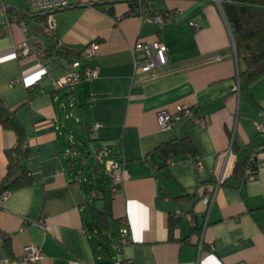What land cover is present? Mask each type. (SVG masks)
I'll list each match as a JSON object with an SVG mask.
<instances>
[{
	"label": "crops",
	"instance_id": "0c3cea01",
	"mask_svg": "<svg viewBox=\"0 0 264 264\" xmlns=\"http://www.w3.org/2000/svg\"><path fill=\"white\" fill-rule=\"evenodd\" d=\"M130 1L136 0H71L53 12L51 33L45 14L28 0H0V98L28 148L23 165L31 178L27 186L4 189L5 151L16 136L0 126V256L13 259L35 244L42 256L33 264H264V132L258 129L264 74L248 85L240 77L244 63L221 0H140L143 7L135 10ZM153 14L164 15L161 25L146 18ZM22 41L43 43L51 54L47 68L33 55L16 56ZM90 41L99 47L88 60L80 51ZM137 41L163 42L167 70L135 76ZM73 60L81 61L77 71L88 63L96 75L56 87ZM182 104L192 115L161 129L157 111ZM71 117L76 131L87 126L93 147L111 146L123 159L125 179L115 194L95 162L85 177L82 159L89 152L71 154ZM199 117L205 126L197 125ZM185 136L202 165L180 156L164 166L154 150ZM229 147L239 168L206 204L216 156ZM253 150L255 174L244 180ZM90 206L106 212L118 238L126 226L128 241L98 235ZM39 217L46 230L34 223ZM170 219L177 221L172 235Z\"/></svg>",
	"mask_w": 264,
	"mask_h": 264
},
{
	"label": "built area",
	"instance_id": "2783aa9c",
	"mask_svg": "<svg viewBox=\"0 0 264 264\" xmlns=\"http://www.w3.org/2000/svg\"><path fill=\"white\" fill-rule=\"evenodd\" d=\"M140 1V0H139ZM219 1V0H218ZM30 5L38 12L45 14L46 29L49 32H54L55 23L53 20V12L68 6L71 0H28ZM148 19H153L157 24L161 25L164 21V15L153 14L146 16ZM26 25L22 24V30L26 31ZM55 46L58 48L61 46V42L56 40ZM98 43L96 41L88 42L80 51V56L85 59L93 58L98 51ZM133 56L134 75L139 78L146 76H154V71L159 68L163 71L167 70V46L160 41L143 42L137 41L131 48ZM16 56H28L33 55L44 68H47L51 54L48 49L41 42H37L34 45L29 44L26 41H22L15 45ZM58 61L65 60L62 54H57ZM81 65L80 60H73L67 62L68 70L66 74L58 79L55 83L56 87L72 88L82 78L90 79L96 75V69L85 63L81 72L76 68ZM192 115V108L189 105L182 104L178 108L171 112L167 109H160L156 113V119L161 129H170L172 125L183 117H189ZM261 121L258 123V129L264 132V110L259 113ZM197 125L205 126L206 119L199 117L196 120ZM71 152V151H70ZM71 154H76L71 152ZM92 156L95 163L103 166V171L109 182V192L113 195L122 186L125 179L124 161L121 156H114L112 150L108 147H94ZM255 156L256 151L253 150L248 157L246 163L243 178L244 180H251L255 174ZM194 164L196 167L202 165L201 160L195 159ZM235 166V157L232 154L231 148L220 152L216 156V160L213 166V181L210 189L203 197V201L206 204L212 203L218 188L225 183L230 177ZM5 193L0 196L3 198ZM179 214V212H178ZM34 223L41 229L46 230L47 225L44 217H39L34 220ZM128 229L126 226H122L119 231V242L125 243L127 238ZM41 250L35 244H27L23 247L21 255L9 259L0 256V264H33L35 261L41 258ZM123 264H134L131 259H125ZM240 264V263H239ZM242 264V263H241Z\"/></svg>",
	"mask_w": 264,
	"mask_h": 264
},
{
	"label": "trees",
	"instance_id": "16d2710c",
	"mask_svg": "<svg viewBox=\"0 0 264 264\" xmlns=\"http://www.w3.org/2000/svg\"><path fill=\"white\" fill-rule=\"evenodd\" d=\"M142 4L143 2L139 0L130 1L132 10L142 8ZM221 6L230 29L235 52L244 63L240 77L248 85L264 74V0H221ZM13 114V110L7 107L0 98V126L11 129L16 136L14 144L5 151L6 174L1 183H5L6 192L27 186L31 182L29 173L23 165V161L28 157V148L23 144L21 131L14 121ZM79 132L83 138L93 140L86 125L79 129ZM77 139L81 141L79 137ZM106 147L112 150L114 156H120L113 147ZM69 148L71 152L77 153L78 150L85 155L88 153L84 149H77L75 143H70ZM154 152L162 160L164 166L180 156H188L194 160L198 158L194 143L188 136L165 143L163 146L157 147ZM237 168L239 165L235 164L234 170ZM95 170L102 176L105 174L103 166L97 163ZM107 189L109 191L108 179ZM98 198L99 196L92 197L93 201ZM90 209L94 211L91 226L94 227L97 234L105 238L113 237L117 232L106 212L103 209L97 210L95 206H90ZM176 222V219L169 220L171 235ZM91 226L89 228L93 230ZM114 239L119 242L118 233ZM97 243L100 250L105 249L101 242Z\"/></svg>",
	"mask_w": 264,
	"mask_h": 264
},
{
	"label": "rangeland",
	"instance_id": "374dc122",
	"mask_svg": "<svg viewBox=\"0 0 264 264\" xmlns=\"http://www.w3.org/2000/svg\"><path fill=\"white\" fill-rule=\"evenodd\" d=\"M68 122H70L73 125L72 127L74 128L70 133V139H72L73 142L76 144V148L77 149H84L85 151L89 152V155L85 159H82L83 160L82 165H83L84 175H85V177H88L92 172L91 167H92L93 163L95 162L94 158L92 156V151L94 150L93 144L90 140L83 138L79 134V132L75 130L76 124L74 122L73 117L69 118ZM74 135H75V137H74ZM76 136H78L79 139H81V141L76 139ZM80 154H81L80 151L77 150L76 155H78V157H81V155H82V157H84L83 154H81V155ZM78 167L81 168V163L79 161H78Z\"/></svg>",
	"mask_w": 264,
	"mask_h": 264
},
{
	"label": "water",
	"instance_id": "95a60500",
	"mask_svg": "<svg viewBox=\"0 0 264 264\" xmlns=\"http://www.w3.org/2000/svg\"><path fill=\"white\" fill-rule=\"evenodd\" d=\"M74 137H75V135H74ZM76 139H77V136H76ZM70 143H72V144H73V143H74V142H73V140H72V142H70Z\"/></svg>",
	"mask_w": 264,
	"mask_h": 264
}]
</instances>
